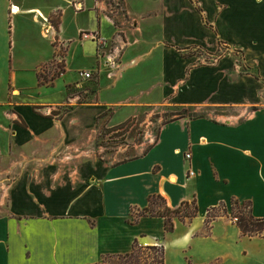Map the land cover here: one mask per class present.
Masks as SVG:
<instances>
[{"label":"crops","instance_id":"obj_1","mask_svg":"<svg viewBox=\"0 0 264 264\" xmlns=\"http://www.w3.org/2000/svg\"><path fill=\"white\" fill-rule=\"evenodd\" d=\"M82 1L0 0V264H101L132 253L143 240L165 247V264H264V237L244 236L231 217L218 218L206 235L208 211L221 204L229 210L234 200L251 202L254 216L264 219V0H194L212 29L191 0H125L132 16L151 24L136 26L122 42L120 33L111 35L123 43L113 79H130L125 74L142 66L144 77L133 79H151L147 59L157 54L162 99L208 114L179 115L162 126L148 152L111 165L65 154L84 146V116L102 112L76 108L62 118L37 112L57 110L37 102L57 88L40 85L39 74L57 58L56 44L70 45L69 11L95 18L79 36L108 40L100 10ZM157 33L147 51L126 54ZM219 41L229 53L213 67L191 66L194 56L177 52L197 45L217 52ZM239 55L260 79L242 72ZM153 195L172 209L196 201L199 215L192 223L176 220L173 233L163 218L134 224L132 210H144Z\"/></svg>","mask_w":264,"mask_h":264},{"label":"rangeland","instance_id":"obj_2","mask_svg":"<svg viewBox=\"0 0 264 264\" xmlns=\"http://www.w3.org/2000/svg\"><path fill=\"white\" fill-rule=\"evenodd\" d=\"M96 1H100V8ZM82 2L85 6L88 5L91 11H95V7L100 10L101 13L98 12V15L104 19V23H108V25L103 23V33L107 35L108 40L98 33H94L96 35L94 41L87 37L92 33L84 32L79 36V28L95 26L96 21L90 12H84L77 17L75 9H71L66 17L65 25V38L70 45L60 47L56 44L58 56L42 69L43 77L40 80V85L46 88H57L46 91L47 93L45 92L46 94L40 98L37 97L38 103H51V105H45L44 108L57 109L50 114L45 109H38L37 112L42 117L62 118L76 108H82L85 111L95 108L100 113L102 112L95 118L84 116V146L79 149L70 148L65 154L97 157L110 165L133 160L152 148L158 140L162 126L179 115L186 114L190 118H197L208 114L206 109L174 107L162 99L161 85L156 79L160 71L157 70L160 69L159 62L156 60L157 54L147 59L148 64L146 65L149 68L148 73L151 79H133L144 77L145 66L126 73L125 76H129L130 79H113V73L120 70L119 65L123 61L117 54L120 50L122 51L123 43L120 44L116 40L122 42V35L132 33L138 25L151 23L142 20L138 15L132 16L126 8L125 0H95V2L84 0ZM193 5L196 8L199 7L196 3ZM14 9L15 7H12L13 14H15ZM115 32L120 34L116 40H113L111 35ZM160 37L161 34L157 33L154 37L148 38L149 43L143 41L135 43L133 47H129L126 54L145 52L156 42L155 39ZM136 39L141 40L140 36L132 40L136 41ZM90 41L95 44H90ZM165 46L172 47L169 43H165ZM177 52L182 57L189 54L194 55L191 66L195 67H213L229 53L226 46L222 45L219 46L217 52L212 53L207 48L198 45ZM237 63L244 74L255 78L258 76L256 71L245 66L241 55ZM88 70L93 73L92 79L84 81L81 73ZM62 72L64 75H61ZM68 81L72 83L66 84L65 82ZM123 124L126 126L118 130L117 127ZM72 167H75V164L69 165L70 172L74 171ZM231 213L230 205L229 217ZM140 244L146 248L145 244L153 246L157 243L143 240ZM212 247H216V244ZM145 262L147 261L143 264ZM118 263H120L118 260L107 259L102 264Z\"/></svg>","mask_w":264,"mask_h":264},{"label":"trees","instance_id":"obj_3","mask_svg":"<svg viewBox=\"0 0 264 264\" xmlns=\"http://www.w3.org/2000/svg\"><path fill=\"white\" fill-rule=\"evenodd\" d=\"M191 2L194 4L193 0ZM198 13L202 16L203 22L206 26L211 27L205 19L203 10L199 7L196 8ZM53 26L59 31V24L57 21L52 20ZM219 45L225 46L223 41H219ZM194 55H185L186 58ZM64 72L61 73V75ZM42 73L39 74L41 80ZM46 78V77H45ZM256 78L260 79L259 76ZM42 84V83H41ZM37 110V108H35ZM185 115V114H182ZM199 118V117H197ZM126 124L118 126V130L124 128ZM116 128V127H115ZM151 149V148H150ZM148 149L147 152L150 150ZM232 220L235 221L237 227L242 234L246 237H264V219L256 218L253 214L252 203L247 201L241 203L239 200L232 201ZM228 206L221 204L219 207L212 208L208 211L206 219V235L208 236L213 228V223L220 217L228 216ZM199 215V207L196 201L184 202L177 209H172L167 205L166 200L160 195H153L149 197L148 206L142 211L132 210L133 223L136 224L143 217H158L165 220V230L167 233H173L176 228L175 221L179 220L183 223H192ZM149 252V253H147ZM107 259H115L120 263L118 264H165V247L163 245L147 246L144 248L139 241H136L133 246V251L125 256H109L105 257L103 262ZM102 262V263H103ZM101 263V264H102ZM191 264V263H190Z\"/></svg>","mask_w":264,"mask_h":264},{"label":"built area","instance_id":"obj_4","mask_svg":"<svg viewBox=\"0 0 264 264\" xmlns=\"http://www.w3.org/2000/svg\"><path fill=\"white\" fill-rule=\"evenodd\" d=\"M76 6H77L78 10L82 9V6H80L78 4H76ZM87 37L91 38V40H93V41L96 40V35L95 34L87 35ZM118 51H119V48H118ZM81 76H82V80L89 81V80L92 79L93 73H92V71L88 70V71L82 72ZM78 98L80 99V97H78ZM191 157H192L191 153H187L186 154V159L187 160H190ZM193 175H194V173L192 171H190V176H193ZM235 221H237V219H234V222Z\"/></svg>","mask_w":264,"mask_h":264}]
</instances>
